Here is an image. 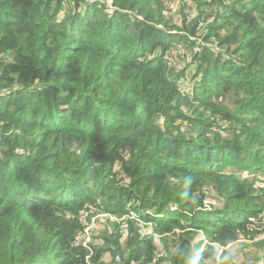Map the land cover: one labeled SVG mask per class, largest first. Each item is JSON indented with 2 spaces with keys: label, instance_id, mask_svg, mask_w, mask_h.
I'll return each instance as SVG.
<instances>
[{
  "label": "trees",
  "instance_id": "1",
  "mask_svg": "<svg viewBox=\"0 0 264 264\" xmlns=\"http://www.w3.org/2000/svg\"><path fill=\"white\" fill-rule=\"evenodd\" d=\"M166 1L0 0V264H85L83 211L136 216L96 264L264 251V0Z\"/></svg>",
  "mask_w": 264,
  "mask_h": 264
},
{
  "label": "rangeland",
  "instance_id": "2",
  "mask_svg": "<svg viewBox=\"0 0 264 264\" xmlns=\"http://www.w3.org/2000/svg\"><path fill=\"white\" fill-rule=\"evenodd\" d=\"M186 1H188L186 3V5H187L186 11L189 13L187 15V17L188 18L189 17H195L194 15H195L196 11L190 5L192 3V0H167L166 1L165 15L166 16H170V15L175 16L174 22L179 21L180 16L177 15L176 12L183 5V3ZM106 7H107V4H106ZM111 7H113V6L107 7V10L109 12L114 10ZM191 8L193 9V12L191 11ZM206 44L209 45L210 43H206ZM170 59H171L172 64H175L177 68H181L182 66L184 67L186 65V63L190 61L191 53H188V58H186L185 60H183V58L181 60H179L178 58H176L175 52H172V53H170ZM184 80L185 79H182L181 81L184 82ZM256 184H261V183L257 182ZM110 223H112V222L103 218V217H100L97 226H94V228H93V233L98 232L104 226H106L107 229L111 230L112 226ZM260 223H261V229H264V212H263V219ZM200 238L203 239L202 234H198L197 238L193 239L192 242L198 241ZM260 240L264 241V231H260L258 236H256L254 239L248 240V247L249 248L251 247L250 249L260 248L259 245L257 246L255 244L256 242H258ZM92 241L95 242L96 239L94 237H92ZM205 242L202 245H204ZM243 242H244V239H239L235 243H232L228 247L230 249L229 252H230L231 259L236 260L237 261L236 264H260L261 262H264V251L259 250L258 253L253 254L250 250H248V248L245 249L244 247L241 246L243 244ZM225 248L226 247H218V249L216 251V256L218 257L222 253L223 249H225Z\"/></svg>",
  "mask_w": 264,
  "mask_h": 264
},
{
  "label": "built area",
  "instance_id": "3",
  "mask_svg": "<svg viewBox=\"0 0 264 264\" xmlns=\"http://www.w3.org/2000/svg\"><path fill=\"white\" fill-rule=\"evenodd\" d=\"M92 1V0H89ZM107 4V7L109 6H113L112 5V0H102ZM114 9V7H111ZM108 11V10H107ZM109 12V11H108ZM110 13V12H109ZM213 202V201H212ZM103 217L111 222H117L120 226L121 229H126L127 228V224L128 221L126 219H136V216L130 212L126 215V217H121L118 218L116 216H114L112 213H95V214H91L88 211H83L80 215H79V220L82 223V227L81 230L79 231V233H77L74 237V243L81 245L82 247L86 248L88 250V254L85 255L84 257V263L85 264H96L94 261H92L91 256L93 254V248L91 246L92 241V237L96 236L100 230L96 233H93V228L94 226H97L99 218ZM138 227H139V233L141 235L146 234L147 232H150V225L149 224H145L143 221L138 220L137 223ZM94 235V236H93ZM154 242L155 244L158 246L159 245V237H157L156 235L154 236ZM108 258V254L105 253L101 256L100 260L102 261H107ZM115 260L118 261L119 260V255L115 256Z\"/></svg>",
  "mask_w": 264,
  "mask_h": 264
}]
</instances>
